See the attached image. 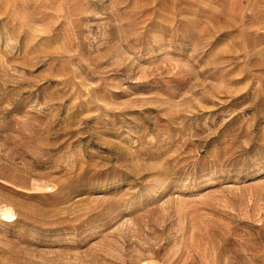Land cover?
Wrapping results in <instances>:
<instances>
[{
    "label": "rangeland",
    "instance_id": "374dc122",
    "mask_svg": "<svg viewBox=\"0 0 264 264\" xmlns=\"http://www.w3.org/2000/svg\"><path fill=\"white\" fill-rule=\"evenodd\" d=\"M0 204V264H264V0H0Z\"/></svg>",
    "mask_w": 264,
    "mask_h": 264
},
{
    "label": "bare ground",
    "instance_id": "6f19581e",
    "mask_svg": "<svg viewBox=\"0 0 264 264\" xmlns=\"http://www.w3.org/2000/svg\"><path fill=\"white\" fill-rule=\"evenodd\" d=\"M0 215L9 217L10 220H13V217H14V214H12L7 208H4L3 206H1V204H0Z\"/></svg>",
    "mask_w": 264,
    "mask_h": 264
}]
</instances>
